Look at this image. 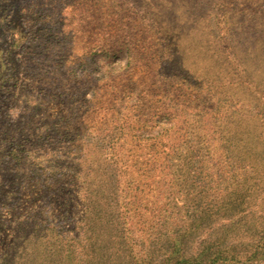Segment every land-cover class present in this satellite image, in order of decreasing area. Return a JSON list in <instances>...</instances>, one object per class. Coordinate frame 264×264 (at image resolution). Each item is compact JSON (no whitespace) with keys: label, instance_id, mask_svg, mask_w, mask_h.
<instances>
[{"label":"rangeland","instance_id":"374dc122","mask_svg":"<svg viewBox=\"0 0 264 264\" xmlns=\"http://www.w3.org/2000/svg\"><path fill=\"white\" fill-rule=\"evenodd\" d=\"M100 166L143 264L191 222L190 247L249 238L264 264V0H0V264L27 218L60 247Z\"/></svg>","mask_w":264,"mask_h":264},{"label":"trees","instance_id":"16d2710c","mask_svg":"<svg viewBox=\"0 0 264 264\" xmlns=\"http://www.w3.org/2000/svg\"><path fill=\"white\" fill-rule=\"evenodd\" d=\"M97 151H99V156L103 157L106 163L113 165L115 168L117 167V162H115L112 157V150H110L111 154L109 151L106 153L105 151L101 152V150ZM102 169V166L96 168L87 167V170L82 173L83 179L80 180L79 183L83 190L80 199L82 213L75 222L76 224L74 227L61 236L62 243L60 247L56 245L58 248H55L56 246L53 248L48 242V235H45L42 231H37L35 229L26 230L29 224L28 218L23 221V224L20 225V228L17 229L13 236L14 243L19 249L21 248V251L18 253L17 251L19 249L15 250L13 258L16 264L144 263V259L141 257L142 255H139L136 250V240L130 235V231L127 227L126 220H128V217L126 219V211L120 210L123 205L118 198V180L113 178V173H111V171L109 174H105L101 171ZM80 170L81 169H78V172H80ZM251 170H254V177L255 174L256 176L258 174V177L263 174L262 171L261 173L260 171L258 172L256 167L254 169V167L251 166ZM1 176L2 174L0 173V178ZM208 184L202 186L199 191V194L203 192V197H207L209 194L211 185ZM254 186L255 187L247 185L243 191L236 188L234 193L231 192L233 198L232 201L229 202V205H227L233 211H228V215L226 216H235L240 212V221L250 216L246 211H236L237 209L235 208H238L239 204L242 205L246 200H249V196V202L246 201L245 207L243 206L239 209L250 206L251 192H254L258 188V185ZM259 188V190H261L263 186ZM239 190L242 192L240 193ZM252 198L253 203L255 196H252ZM208 200L211 203L212 199ZM216 212L217 211H214L212 215H216ZM261 213H263V211ZM212 215L209 213L208 219ZM204 217V211L197 212V218L200 221H205ZM220 218H223V215ZM262 218L264 221V216ZM238 220L236 219L235 221ZM200 224L201 223H195L194 229L193 222H191L182 233L174 237V241L171 243L172 248L170 253H173L176 257L173 260L171 259V261L168 260L166 264H214L217 260L223 262L227 261L231 264L255 263L254 258L257 249H247L245 247L251 244L249 238L246 242L234 236L231 241L224 240L223 243L217 242L216 244H212V246H202V241L197 242L196 239H193L190 247L189 244H186L188 238L190 236L192 237V234H195L194 237L198 235L196 232ZM260 224L262 225V222ZM261 228L263 229L261 233L263 232L262 238L264 239V223ZM47 234L50 235V233ZM263 242L261 246L264 245ZM196 243L201 245L202 248L197 250ZM140 245L142 247V243L138 242V246ZM203 247H205L206 250ZM196 254H199L200 257L198 258ZM4 260L2 264H10L9 261H7L8 258H4ZM206 260L208 263H206Z\"/></svg>","mask_w":264,"mask_h":264}]
</instances>
